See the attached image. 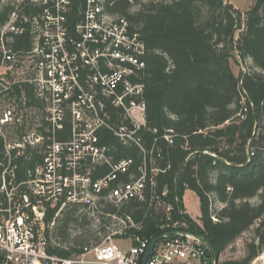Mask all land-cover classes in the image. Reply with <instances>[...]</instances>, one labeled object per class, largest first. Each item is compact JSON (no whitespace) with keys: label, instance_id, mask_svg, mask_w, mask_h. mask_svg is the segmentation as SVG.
Listing matches in <instances>:
<instances>
[{"label":"built area","instance_id":"built-area-1","mask_svg":"<svg viewBox=\"0 0 264 264\" xmlns=\"http://www.w3.org/2000/svg\"><path fill=\"white\" fill-rule=\"evenodd\" d=\"M114 2L84 0L72 25L75 0H0V19L9 8L0 23V264H144L160 238L146 264L222 263L204 238L186 229L185 197L164 201L167 189L156 196L153 175L162 151L146 146L141 133L146 46L126 17L107 12ZM27 36L29 46H15ZM26 84L38 106H27ZM101 130L140 154L138 175L132 157L101 143ZM165 139L173 144L172 136ZM104 165L109 172L94 181L91 171ZM131 199L165 219L162 235L147 236L142 222L112 216L108 228H120L100 242L68 257L51 252L50 212L59 217L80 206L99 227L102 201L120 208ZM259 260L264 264V254L250 264Z\"/></svg>","mask_w":264,"mask_h":264},{"label":"trees","instance_id":"trees-1","mask_svg":"<svg viewBox=\"0 0 264 264\" xmlns=\"http://www.w3.org/2000/svg\"><path fill=\"white\" fill-rule=\"evenodd\" d=\"M83 2L75 0L72 25L81 19L77 7ZM134 5L138 9L131 12ZM107 12L126 17L146 46L142 81L147 109L141 133L146 146L155 144L162 151L156 154L158 173L153 175L156 196L167 189L164 201L174 202L187 190L196 194L201 225L185 215L186 229L204 238L216 257L260 221L259 241L250 245L248 257L221 263L250 264L264 252V0H254L245 14L225 0H115ZM29 41L27 36L15 46H29ZM237 57L251 60L253 70L236 75L232 61L238 62ZM24 90L27 106H38L32 86L26 84ZM15 94L19 98L21 90L15 88ZM99 136L121 158L132 157V173L139 174L142 158L134 148L119 144L108 130ZM108 172V166H100L91 177L95 181ZM146 196H151L150 186ZM100 208L99 229L106 231L111 217L117 216L142 222L147 236L165 232V219L146 202L131 199L118 208L102 201ZM80 210L72 206L59 217L55 211L47 215V225L55 223L47 231L53 254L68 257L86 245L83 235L74 238L72 233L87 232L95 221Z\"/></svg>","mask_w":264,"mask_h":264},{"label":"rangeland","instance_id":"rangeland-1","mask_svg":"<svg viewBox=\"0 0 264 264\" xmlns=\"http://www.w3.org/2000/svg\"><path fill=\"white\" fill-rule=\"evenodd\" d=\"M143 2H148L150 0H141ZM171 1V0H165ZM225 3H230L233 5L237 10L242 13H246L254 4V0H225ZM138 9V6H133L130 10L134 12ZM245 19V16H244ZM240 30L236 34V39L239 38L241 32ZM238 62L232 61V68L236 75L239 73H248L253 70V63L251 60L247 59L245 61H240L237 57ZM253 204L258 203V199L251 200ZM185 205L189 212L191 219L199 226L201 225V210H200V202L197 196L193 192H189L185 198ZM260 221L256 222L254 226H252L248 231L244 232L225 252H223L220 256L221 262L226 261H244L249 255V248L250 245L253 243H258L257 237V228L259 227ZM120 226L118 224L112 225L110 228H106V231L103 229H99L97 226L87 228V232L83 233V231H74L72 236L74 238L83 235V239H86V245L98 242L102 240L107 234L118 231ZM264 254L262 252L260 255ZM257 264H263L262 260H259Z\"/></svg>","mask_w":264,"mask_h":264},{"label":"water","instance_id":"water-1","mask_svg":"<svg viewBox=\"0 0 264 264\" xmlns=\"http://www.w3.org/2000/svg\"><path fill=\"white\" fill-rule=\"evenodd\" d=\"M161 239H162V238L155 240V241L150 245L149 250H148V252H147V255H146V257H145L144 264L147 263V260H148L149 256L151 255L152 250H153L155 244H156L158 241H160ZM205 244H206V247L211 251V248H210V246H209V244L207 243L206 240H205Z\"/></svg>","mask_w":264,"mask_h":264},{"label":"crops","instance_id":"crops-1","mask_svg":"<svg viewBox=\"0 0 264 264\" xmlns=\"http://www.w3.org/2000/svg\"><path fill=\"white\" fill-rule=\"evenodd\" d=\"M189 192H192V191H190V190H189V191H187L186 195H187ZM193 193H194V192H193ZM194 194H195V193H194ZM186 195H185V198H186ZM195 195H196V194H195Z\"/></svg>","mask_w":264,"mask_h":264}]
</instances>
